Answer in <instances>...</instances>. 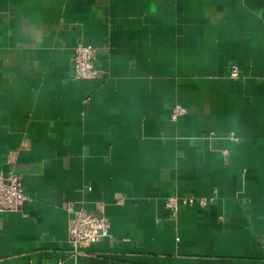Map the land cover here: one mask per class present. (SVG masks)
<instances>
[{
    "label": "crops",
    "instance_id": "1",
    "mask_svg": "<svg viewBox=\"0 0 264 264\" xmlns=\"http://www.w3.org/2000/svg\"><path fill=\"white\" fill-rule=\"evenodd\" d=\"M0 172V264H264V0H0ZM68 204L110 236L74 255Z\"/></svg>",
    "mask_w": 264,
    "mask_h": 264
},
{
    "label": "built area",
    "instance_id": "2",
    "mask_svg": "<svg viewBox=\"0 0 264 264\" xmlns=\"http://www.w3.org/2000/svg\"><path fill=\"white\" fill-rule=\"evenodd\" d=\"M72 70L75 80H94L98 77L96 70V49L93 46L79 43L74 50L71 59ZM232 79L240 78V70L237 65L230 68ZM186 114V109L181 105H176L171 114V120L176 122L181 116ZM231 140L237 142L238 138L231 135ZM223 157L227 158L229 152L222 151ZM215 196L210 198L178 197L167 198L165 206L172 213H177L181 207L198 206L205 208L215 202ZM32 199L25 194L24 176L10 172L4 174L0 172V213L16 212L26 202ZM69 213L68 241L71 245L72 253L78 255L82 249L88 248L101 242L110 236V221L105 217H97L84 208L76 209L74 204H68ZM58 264H64L59 262Z\"/></svg>",
    "mask_w": 264,
    "mask_h": 264
}]
</instances>
